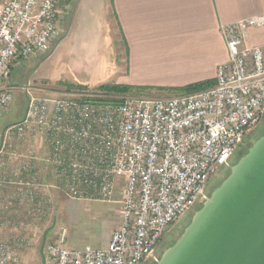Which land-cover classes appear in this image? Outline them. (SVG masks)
<instances>
[{
	"label": "built area",
	"instance_id": "built-area-1",
	"mask_svg": "<svg viewBox=\"0 0 264 264\" xmlns=\"http://www.w3.org/2000/svg\"><path fill=\"white\" fill-rule=\"evenodd\" d=\"M60 1L0 0V117L18 91L26 98L0 147V264H20V249L33 244L30 228L54 211L58 193L117 202L120 221L101 248L68 247L67 228L55 221L46 264L155 262L165 231L205 201L211 176L230 166L264 118V43H245L264 16L220 25L227 60L212 86L106 103L101 93L50 97L5 82L14 62L49 50Z\"/></svg>",
	"mask_w": 264,
	"mask_h": 264
},
{
	"label": "rangeland",
	"instance_id": "rangeland-1",
	"mask_svg": "<svg viewBox=\"0 0 264 264\" xmlns=\"http://www.w3.org/2000/svg\"><path fill=\"white\" fill-rule=\"evenodd\" d=\"M79 1L61 0L59 2L60 31L52 41L49 50L45 53H37L28 60L14 62L12 71L5 80L6 83L13 86L30 85L34 88V93L50 97L66 98L71 94L101 93L106 95L105 98H115L116 95L108 94L105 86L115 84L116 74L125 55L119 31L113 25L109 27L110 20L106 14L108 0ZM171 96L176 95L151 92L144 95H125L120 98L124 100L125 98H167ZM25 108L26 98L22 92L18 91L10 111L0 117V136L5 126L22 120ZM263 135L264 118L245 136L242 144L234 151L230 166L219 169L211 176L205 190L206 198L225 180L230 173V168ZM56 197L57 203L54 211L30 228L34 234L33 244L28 248L20 249V264H41L38 253L41 242L40 233L52 223L51 218L54 215L56 222L66 226L67 241L68 239L77 241L78 246L90 245L97 248L102 241L103 234L111 226V232H113L119 224L120 206L117 202H80L73 207L76 219L71 222L66 218L65 204L58 202L63 201L61 197L64 198V196L58 193ZM202 204L184 214L165 231L156 247L157 261L163 252L181 236ZM157 261L145 264H156Z\"/></svg>",
	"mask_w": 264,
	"mask_h": 264
},
{
	"label": "crops",
	"instance_id": "crops-1",
	"mask_svg": "<svg viewBox=\"0 0 264 264\" xmlns=\"http://www.w3.org/2000/svg\"><path fill=\"white\" fill-rule=\"evenodd\" d=\"M108 3L109 27L113 25L119 31L125 55L115 84L151 88H179L215 81L218 66L227 60L220 25L264 16V0H108ZM245 43L248 46L264 43V26L250 28ZM61 200L58 202L65 204L67 220L74 222L73 207L83 201L65 197ZM111 230L112 226L97 248L108 244ZM70 240L68 247H79L77 241Z\"/></svg>",
	"mask_w": 264,
	"mask_h": 264
},
{
	"label": "water",
	"instance_id": "water-1",
	"mask_svg": "<svg viewBox=\"0 0 264 264\" xmlns=\"http://www.w3.org/2000/svg\"><path fill=\"white\" fill-rule=\"evenodd\" d=\"M55 221L42 233L41 264H46L44 244ZM156 264H264V135L230 168Z\"/></svg>",
	"mask_w": 264,
	"mask_h": 264
},
{
	"label": "trees",
	"instance_id": "trees-1",
	"mask_svg": "<svg viewBox=\"0 0 264 264\" xmlns=\"http://www.w3.org/2000/svg\"><path fill=\"white\" fill-rule=\"evenodd\" d=\"M12 68L13 67H11V71H12ZM214 83H215V81H207V82L190 84V85H187L184 87H179V88H160V87L159 88H151V87L113 84L111 86H107V87L105 86V88L108 91V94L111 93L113 95H116L115 98H105L103 100L106 103H118V102L122 101V98H120V96L137 95V94L138 95H144V94H149L151 92L180 95V94L191 93V92H195V91H199V90L208 88V87L212 86Z\"/></svg>",
	"mask_w": 264,
	"mask_h": 264
},
{
	"label": "flooded vegetation",
	"instance_id": "flooded-vegetation-1",
	"mask_svg": "<svg viewBox=\"0 0 264 264\" xmlns=\"http://www.w3.org/2000/svg\"><path fill=\"white\" fill-rule=\"evenodd\" d=\"M197 206V205H196Z\"/></svg>",
	"mask_w": 264,
	"mask_h": 264
}]
</instances>
